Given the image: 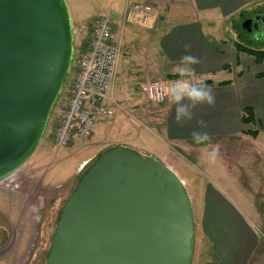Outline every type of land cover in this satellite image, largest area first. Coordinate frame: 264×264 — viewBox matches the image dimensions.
Listing matches in <instances>:
<instances>
[{
  "label": "water",
  "instance_id": "95a60500",
  "mask_svg": "<svg viewBox=\"0 0 264 264\" xmlns=\"http://www.w3.org/2000/svg\"><path fill=\"white\" fill-rule=\"evenodd\" d=\"M73 56L66 0H0V182L39 146ZM193 205L153 157L112 146L63 202L45 264H192Z\"/></svg>",
  "mask_w": 264,
  "mask_h": 264
},
{
  "label": "crops",
  "instance_id": "0c3cea01",
  "mask_svg": "<svg viewBox=\"0 0 264 264\" xmlns=\"http://www.w3.org/2000/svg\"><path fill=\"white\" fill-rule=\"evenodd\" d=\"M188 1L189 9L185 8L183 12L189 14L188 19L184 16L178 21L174 20L166 28L160 27L161 22L166 23V20L159 21V15L146 25L130 21L125 23L123 18L127 4L124 3L121 13L123 24L117 37L111 20L114 19V7L110 5L109 13L100 16L110 21L111 43L120 50L112 91L114 114L104 128L110 131L112 128H117V131L126 128L128 134L136 131L137 136L150 137V142L152 137L160 142L161 147L154 148L140 143L134 147L128 141L113 146L130 145L141 154L150 150L152 153L147 156L165 164L185 186H189L191 201L195 198L204 202L201 229L213 243L214 254L217 255L220 250L216 264H264V231L257 227L256 222L262 219L255 215V221H252L250 215L246 216L242 204L235 203L251 201V198L240 186L236 173H231L223 162L220 164V154L217 152L220 151V139L238 137L256 143L253 144V151L258 150V147L259 151L264 149V143L259 141L260 135L264 133L260 119V114L264 116V61L257 64L251 56L237 53L231 42L221 43L219 35L206 36L202 23L190 18H196L202 12L203 16L215 19L206 20L220 24L242 11L264 9V0ZM126 24L128 26L125 28ZM150 51L154 53L152 56L157 55L155 60H150ZM225 53L228 54L226 59ZM185 54L197 58L198 63L191 66V79L209 82L206 86L212 91L214 103L197 105L190 120L177 123L174 119L175 105L167 101L160 124H149V128L146 125L136 126L138 122H143L140 116H149V109L144 105L146 98L141 92L142 84L162 81L168 88L175 82L173 76L181 69L180 57ZM171 76L173 80H163ZM246 107L253 110L256 120L254 125L241 122L242 111ZM148 120L155 121L151 117ZM200 121L204 122L203 126ZM101 126L97 125L94 132ZM253 128H257L255 137L245 133ZM194 129L206 131L209 141L194 144L191 138ZM214 148L216 160L209 163L207 154ZM220 165L230 181L228 186L220 184ZM262 185L264 187V183Z\"/></svg>",
  "mask_w": 264,
  "mask_h": 264
},
{
  "label": "rangeland",
  "instance_id": "374dc122",
  "mask_svg": "<svg viewBox=\"0 0 264 264\" xmlns=\"http://www.w3.org/2000/svg\"><path fill=\"white\" fill-rule=\"evenodd\" d=\"M127 1L66 0L70 13H72V61L61 92L51 110L38 148L20 170L0 182V264H45L49 242L63 202L74 188L80 174L105 149L115 145V143H124L125 141L130 142L134 147L137 146V143L145 147L148 144L152 148L161 147L160 142L157 139L154 140V137L151 138L150 142V137L137 136L136 131L128 134L129 130L126 128L123 131H117V128H112L111 131L105 130L104 125L110 123L113 116L102 121L100 123L102 124L101 128L95 132L93 130L89 137L72 141L66 147H59L54 141L53 134L62 112L67 107L69 91L77 73L78 60L91 38V29L95 20L102 15H107L110 5L113 6L112 15H114V19L111 20L114 24L113 27L116 28V37L119 36L123 24L121 22L123 4L128 5L140 0ZM142 1L153 3V18L159 15V21L166 20V23L161 22V28L170 27L172 21H178L184 16H186L185 19L189 17L188 13H183L185 8L186 10L189 9L188 0ZM258 15L264 18V9L242 11L232 19L223 20L220 24L206 20L215 19L203 16L202 12L198 17L191 16L190 18L192 21L197 19L202 23L203 33L208 34L206 36L219 35L220 40H222L221 43L231 42L234 44L237 42L251 49L262 50L264 49V25L261 23L255 25L257 23L255 19ZM249 19L253 22H251L250 27H246ZM130 22L136 21L131 20ZM127 26L128 24L125 28ZM150 54V60H155L157 55L152 56L154 54L152 51ZM227 55L225 53V59ZM157 61L159 65V59ZM172 78L171 76L163 80ZM166 104L167 97L160 104H154L146 99L144 105L149 109V116H140L143 122L142 124L138 122L136 126L146 125L145 127L149 128V124H160ZM149 117L155 121L148 120ZM260 119L261 127L264 128V116L262 114H260ZM259 141L264 143V133L260 135ZM253 144L256 143L245 141L240 137L223 138L220 139V151L217 152L220 154V164L223 162L231 173H236L240 186L247 191V195L251 198V201L235 203L242 204L246 216L250 215L252 221H255L253 220L255 215H259L263 221L257 219V227L264 231V187L262 185L264 183V149L259 151L260 148L258 147V150L253 151ZM123 145L121 144V146ZM257 146H259L258 143ZM124 147L135 149L130 145ZM151 153L148 150L144 151V154H140L147 157ZM224 172L223 166L220 165V184L228 186L230 181ZM178 176L183 180L179 173ZM188 187L185 186L189 196H191ZM192 205L195 231L192 264H216L220 250L217 255L214 254L213 243L204 236L201 229L204 202L194 198Z\"/></svg>",
  "mask_w": 264,
  "mask_h": 264
},
{
  "label": "built area",
  "instance_id": "2783aa9c",
  "mask_svg": "<svg viewBox=\"0 0 264 264\" xmlns=\"http://www.w3.org/2000/svg\"><path fill=\"white\" fill-rule=\"evenodd\" d=\"M154 16L152 2L128 4L124 21L143 25ZM112 25L105 17L98 18L91 29V38L78 60L77 73L69 91L67 107L62 112L54 131V141L59 147L92 135L98 124L114 114L112 99L119 47L111 43ZM167 85L162 81L143 83L141 92L154 104L166 98Z\"/></svg>",
  "mask_w": 264,
  "mask_h": 264
},
{
  "label": "clouds",
  "instance_id": "9594fccd",
  "mask_svg": "<svg viewBox=\"0 0 264 264\" xmlns=\"http://www.w3.org/2000/svg\"><path fill=\"white\" fill-rule=\"evenodd\" d=\"M187 48L188 45H185ZM181 69L177 73V79L166 90L167 101L171 105H175L174 119L177 123H183L190 120L193 115V109L200 104L211 105L214 103V96L210 88H208L203 80L198 79L193 81L192 65L198 63L195 56L185 54L180 57ZM186 101V103L184 102ZM204 125L203 121H200ZM192 142L194 144H201L209 141V135L206 131L194 129L191 132ZM216 150L213 149L207 154L209 163H214L216 160Z\"/></svg>",
  "mask_w": 264,
  "mask_h": 264
},
{
  "label": "trees",
  "instance_id": "16d2710c",
  "mask_svg": "<svg viewBox=\"0 0 264 264\" xmlns=\"http://www.w3.org/2000/svg\"><path fill=\"white\" fill-rule=\"evenodd\" d=\"M235 50L237 53H245L249 56H251L253 59H254V62L257 63V64H260L261 62L264 61V49L262 50H255V49H251V48H248L240 43H234L233 44ZM86 47V46H85ZM67 77V76H66ZM174 78H177V75H174L173 76ZM66 79V78H65ZM65 82V80H64ZM209 82H206L204 81V84H208ZM226 82H223L222 84H224ZM64 84V83H63ZM63 87V86H62ZM57 100V99H56ZM56 102V101H55ZM264 104V103H263ZM50 117V116H49ZM241 122L243 124H251V125H254V123H256V120H255V117H254V113H253V110L252 108L250 107H246L243 109L242 111V116H241ZM247 135H250L251 137H255L257 135V130L256 129H251V130H248L247 132H245ZM112 147V146H111ZM110 148V147H109ZM108 149V148H107ZM105 149V150H107ZM104 150V151H105ZM103 151V152H104ZM102 152V153H103ZM101 154V153H100ZM99 154V155H100ZM98 155V156H99ZM58 217V215H57Z\"/></svg>",
  "mask_w": 264,
  "mask_h": 264
},
{
  "label": "flooded vegetation",
  "instance_id": "af4514ba",
  "mask_svg": "<svg viewBox=\"0 0 264 264\" xmlns=\"http://www.w3.org/2000/svg\"><path fill=\"white\" fill-rule=\"evenodd\" d=\"M255 21L257 22L255 25L257 26L258 23H261L262 25H264V18H262V16L258 15V17L255 19ZM251 22H253L251 19H249L246 23V27H250L252 24Z\"/></svg>",
  "mask_w": 264,
  "mask_h": 264
}]
</instances>
